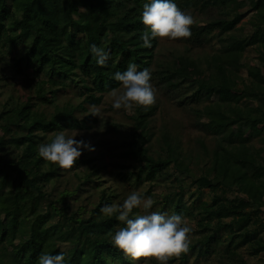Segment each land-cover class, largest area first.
Wrapping results in <instances>:
<instances>
[{
    "label": "trees",
    "instance_id": "16d2710c",
    "mask_svg": "<svg viewBox=\"0 0 264 264\" xmlns=\"http://www.w3.org/2000/svg\"><path fill=\"white\" fill-rule=\"evenodd\" d=\"M147 2L0 0V264H38L42 253L59 251L68 264H130L111 242L124 224L100 211L105 204L122 203L121 193L103 179L102 167L89 151L71 169H61L38 154V146L58 131L90 128L98 116L88 113L80 123L77 112L86 110V104L101 105L105 93L121 86L113 74L129 63L138 70L149 68L152 86L177 95L191 124L216 138L211 152L200 141L204 154L199 158L204 155L206 162L197 174L190 168L193 158L183 155L180 141L168 131L161 138L165 154L151 148L158 104L132 108L136 126L126 152L137 163L127 175L135 184L149 181L151 190L178 186L155 199L157 211L182 215L192 229L188 251L169 261L211 258L212 264H259L264 227L253 221L264 216V0H176L185 12L217 14L191 25V35L181 38L184 51L161 61L155 50L158 39L151 47L140 39ZM250 11L258 18L246 19ZM214 37L218 40L212 52H194ZM92 44L109 51L106 66L92 58ZM250 49L259 53L258 68L244 59ZM13 51L17 54L7 64L16 72L27 71L31 90L22 94L15 87L2 98L8 74L1 59ZM69 88H74V97L60 103L61 93ZM203 97L209 101L199 105ZM49 104L54 110L45 108ZM254 134L261 145L250 142ZM171 165L189 184L163 177ZM70 171L77 179L72 188L63 185ZM91 183L97 192L91 207L71 205ZM206 191L210 197L204 199ZM238 237L241 241L234 246L232 240Z\"/></svg>",
    "mask_w": 264,
    "mask_h": 264
},
{
    "label": "rangeland",
    "instance_id": "374dc122",
    "mask_svg": "<svg viewBox=\"0 0 264 264\" xmlns=\"http://www.w3.org/2000/svg\"><path fill=\"white\" fill-rule=\"evenodd\" d=\"M193 18L192 25H199L202 22L208 20V18L212 16H216V11L202 12L199 9H190L187 11ZM258 18V14L256 11H250L246 19L248 18ZM218 37H214L212 41L206 43L203 47L194 48V52L204 53V52H212L215 48ZM155 50L157 53V58L160 59H169L172 58L174 54L178 52H183L185 49V43L181 40V38L177 39H158L155 43ZM20 49V48H18ZM17 51V50H16ZM16 51L6 53L7 55L1 59V62L4 64L7 70V78L3 81L5 86H3V94L2 98H6L11 91H16L15 87L18 88V92L28 93L30 92V79L27 71L16 72L12 66H10L8 61L11 58L16 56ZM19 51V50H18ZM258 51L255 49H250L247 51L245 56V61L251 63L252 67L258 68L260 67V63L258 61ZM262 70L264 71V65L262 66ZM246 71L242 72L243 77L246 76ZM2 88H0L1 90ZM155 93L154 103L158 104V110L155 115L152 117L151 127L156 135L154 136L151 142V148L156 152H161L165 154L163 150L164 142L161 141L163 133L168 131L171 136H176L180 141V147L183 151V155L193 158L192 163L190 164V168L192 171L197 174H201L204 168L202 166L206 162L204 159V155L202 160H200L199 155L204 154V150L201 148V142L204 141L208 150L212 151L214 145L216 144L215 136L211 134H207L206 132L194 127L191 124L190 116L188 115L185 108L181 107L178 104L177 95L173 93H169L166 89H160L157 86H153ZM74 88H69V90L61 93V97L59 102L64 103L71 99L73 96ZM120 92L122 91L121 86L112 90L110 92L105 93L104 101L101 105L93 106L90 104H86L87 109L77 112V116L80 123H83V118L86 114L91 113L93 107L98 109L101 117L98 116V120L93 123L90 128H77V130H70L71 133H75L78 131L80 135L76 137V139H84L86 141H90L91 144L95 147V151H89L88 156L93 157L94 160L102 167V173L104 175L103 179H105L107 184L115 185L118 191L121 193L119 196L120 199H125L127 195L132 191H138L144 196H151L155 201L152 211L159 210V205L156 203L157 198H162L166 192L178 190V186L174 187L172 185H159L152 190L150 189V182H138L135 184L134 181L130 180L128 177V171L133 169V164L137 163L136 159L128 154L126 151L128 149V139L130 138V133L132 128L136 126L135 121L130 118L132 109L130 110H114L112 108V92ZM20 93V94H21ZM75 103L80 101V98L73 99ZM208 98L203 97L199 105H203L208 102ZM47 110H54L53 105H48L45 107ZM102 129L103 131H100ZM4 130L0 131V137L2 136ZM250 133L247 135L249 136ZM50 135H52L50 133ZM260 137L256 134L251 136L250 142L252 144L261 145L259 141ZM86 151V150H85ZM82 155H86L84 151ZM182 158L177 160V163H180ZM197 161L200 163L197 164ZM81 169L84 168V164L79 166ZM163 177L168 179L169 182L173 181H184V184H189L190 180L185 179V175L180 173V171L175 167V165H171L169 168L165 169ZM77 183V179L73 176V172H65L64 183L63 185H68L69 188H72ZM106 184V185H107ZM93 183L88 184V188L81 191V198L78 202H74V200H70L71 205H78L80 202L86 203L88 207H91L90 201L95 200L97 198L96 189H93ZM90 191H92V198L90 200L87 197L91 196ZM210 197L209 192H204L202 198L207 199ZM244 197V196H242ZM168 212V213H167ZM167 214L171 215L170 209L166 211ZM171 213V214H170ZM256 227L263 226L264 227V216L256 217L253 221ZM189 225H193V223L189 222ZM190 239L193 238L191 234ZM241 238H235L232 240V244L234 246L239 245ZM174 256L170 257L173 258ZM252 260V258H250ZM144 261H148L149 264H157L156 260L153 257H141L139 258V264H144ZM257 263L264 264V253L256 258ZM168 264H178L177 262H170ZM181 264H212V259H200L194 260L190 258Z\"/></svg>",
    "mask_w": 264,
    "mask_h": 264
},
{
    "label": "clouds",
    "instance_id": "9594fccd",
    "mask_svg": "<svg viewBox=\"0 0 264 264\" xmlns=\"http://www.w3.org/2000/svg\"><path fill=\"white\" fill-rule=\"evenodd\" d=\"M146 26L140 39L145 47H151L155 39L186 38L191 35L193 18L181 10L176 0H149L143 5L140 17ZM90 53L97 65L106 66L110 53L104 47L92 44ZM112 78L120 82L122 91L112 92L114 110H130L134 106H148L154 103L155 93L151 84L149 68L138 70L135 63H129L126 70L116 71ZM92 115L100 116L93 107ZM100 131H103L100 129ZM78 131H58L48 142L38 146V154L61 169H71L83 151H95L90 141L76 139ZM154 200L138 191L130 192L122 203L105 204L101 213L115 216L124 227L111 235L112 245L129 258L130 264H139L141 257H153L157 264H168L169 258L187 252L190 245L191 227L182 215H171L152 211ZM139 210V211H134ZM38 264H68L65 253H42ZM144 264H149L144 261Z\"/></svg>",
    "mask_w": 264,
    "mask_h": 264
}]
</instances>
